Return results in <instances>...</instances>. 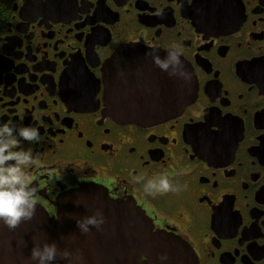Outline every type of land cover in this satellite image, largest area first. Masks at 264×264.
Segmentation results:
<instances>
[{
    "label": "flooded vegetation",
    "instance_id": "1",
    "mask_svg": "<svg viewBox=\"0 0 264 264\" xmlns=\"http://www.w3.org/2000/svg\"><path fill=\"white\" fill-rule=\"evenodd\" d=\"M193 100L151 124L117 112L180 93L157 67L172 45ZM190 79V78H189ZM38 127V205L84 186L135 200L199 264H264V0H0V124ZM176 186L155 197L146 180Z\"/></svg>",
    "mask_w": 264,
    "mask_h": 264
},
{
    "label": "water",
    "instance_id": "2",
    "mask_svg": "<svg viewBox=\"0 0 264 264\" xmlns=\"http://www.w3.org/2000/svg\"><path fill=\"white\" fill-rule=\"evenodd\" d=\"M189 72L187 66H184ZM190 79L179 81L180 93L161 101H139L123 106L117 112L109 91L107 108L122 123L151 124L172 118L183 111L192 100ZM83 200L77 206L73 202ZM58 216L50 217L37 204V213L31 221L22 222L15 230L0 224V264H29L28 257L35 242H56L60 249L80 250L87 264H160L159 256L166 253L167 264H199L195 250L180 236L156 230L136 201H118L110 198L106 188L89 185L58 200ZM102 209L106 223L102 230L93 228L80 233L76 219ZM23 241L22 244L18 242ZM56 264H66L57 258Z\"/></svg>",
    "mask_w": 264,
    "mask_h": 264
},
{
    "label": "clouds",
    "instance_id": "3",
    "mask_svg": "<svg viewBox=\"0 0 264 264\" xmlns=\"http://www.w3.org/2000/svg\"><path fill=\"white\" fill-rule=\"evenodd\" d=\"M154 64L169 76H176L185 80L190 73L184 67L180 58V48L172 45L162 58L158 50H152ZM43 137L38 127L32 125L2 123L0 124V224L9 230H15L22 222L31 221L37 213L38 189L31 184L30 166L37 162L29 144L39 143ZM176 186L166 174L146 180L143 191L150 196L162 195L175 191ZM79 206L83 200L73 202ZM106 217L102 209H95L92 214L76 219V226L80 233L87 234L93 228L102 230ZM23 241L18 242L22 244ZM66 264H87L86 258L76 249L69 247L60 249L56 242H35L28 257L29 264H56L57 258ZM160 264H167L166 253L159 256Z\"/></svg>",
    "mask_w": 264,
    "mask_h": 264
}]
</instances>
